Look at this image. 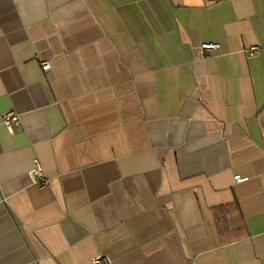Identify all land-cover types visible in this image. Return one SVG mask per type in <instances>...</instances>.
Masks as SVG:
<instances>
[{"label":"crops","instance_id":"crops-1","mask_svg":"<svg viewBox=\"0 0 264 264\" xmlns=\"http://www.w3.org/2000/svg\"><path fill=\"white\" fill-rule=\"evenodd\" d=\"M253 43L264 0H0V264H264Z\"/></svg>","mask_w":264,"mask_h":264},{"label":"built area","instance_id":"built-area-1","mask_svg":"<svg viewBox=\"0 0 264 264\" xmlns=\"http://www.w3.org/2000/svg\"><path fill=\"white\" fill-rule=\"evenodd\" d=\"M219 48V43L213 42V41H205L200 43L198 46V50L200 54H204V52H210L213 50H217ZM243 53L247 56L254 55L255 53L264 52V43H253L246 45L242 49ZM48 62H43L41 67L42 69H48L49 68ZM3 125L6 127V129L9 132L13 131V128L19 124V117L18 113L12 109L8 108L2 112L1 117ZM29 175L34 183H36L38 186H43L47 183V177L44 173L43 167L39 161L38 158L34 157L32 159V165L29 171ZM245 178L241 177L240 175H235L234 180L236 182H241ZM109 260L107 258L96 256L92 259L91 264H108Z\"/></svg>","mask_w":264,"mask_h":264}]
</instances>
